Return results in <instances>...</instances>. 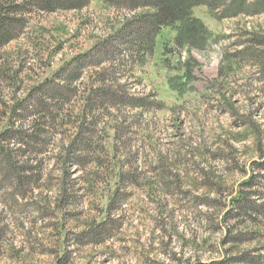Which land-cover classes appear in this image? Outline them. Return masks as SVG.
I'll return each instance as SVG.
<instances>
[{
    "label": "rangeland",
    "instance_id": "obj_1",
    "mask_svg": "<svg viewBox=\"0 0 264 264\" xmlns=\"http://www.w3.org/2000/svg\"><path fill=\"white\" fill-rule=\"evenodd\" d=\"M23 13L25 29L0 48V135L38 121L43 143L2 141L29 180L13 191L0 158V264H264V48L241 54L264 35V12L218 19L198 7L211 46L180 48L168 27L143 59L112 41L135 13L100 0ZM78 58L69 101L37 91L63 86L57 73ZM101 89L117 99L87 108ZM42 98L61 107L53 117Z\"/></svg>",
    "mask_w": 264,
    "mask_h": 264
},
{
    "label": "trees",
    "instance_id": "obj_2",
    "mask_svg": "<svg viewBox=\"0 0 264 264\" xmlns=\"http://www.w3.org/2000/svg\"><path fill=\"white\" fill-rule=\"evenodd\" d=\"M93 0H5L6 12H0V48L15 40L25 29L27 19L23 16L24 10H27L31 5L38 6L39 9L46 12H56L57 10H80L89 5ZM107 6L116 8L118 10L129 11L135 13L132 24L118 31L117 35L113 37L112 41L121 42L124 47H131L134 52L142 59L147 55L153 54L156 48V39L159 33L164 28H174L177 31V36L174 39L178 47H189L199 51H203L214 42L215 37L206 25L194 16V10L198 7H207L216 18L229 19L236 18L240 15H258L264 12V0H100ZM24 9V10H23ZM140 12V13H138ZM253 37L248 41L247 46L241 54H253L254 47L264 48V35H252ZM246 44V43H245ZM97 47V50H102L107 53L110 48V43ZM264 52V51H263ZM112 54V53H110ZM112 56V55H111ZM264 57V56H263ZM258 58V57H255ZM256 61V60H254ZM85 65V59L78 58L68 64L65 68L57 73L61 76L67 73L63 86H58L55 78L47 79L38 87L37 91L48 93L54 92V95L59 94L60 102L69 101V91L71 85L80 79L82 69ZM70 68V69H69ZM69 69V70H68ZM94 99H86L87 108H94L100 106L107 98H114L108 93V90L101 89L97 91ZM52 96L53 98L55 96ZM117 99V98H116ZM115 99V100H116ZM47 99L40 100V104L45 110L43 114L46 117H53V112L61 107H50ZM132 105L142 107L140 103H133ZM57 106V105H56ZM31 114V113H30ZM31 116V115H29ZM55 120V119H53ZM40 123V122H39ZM36 127L33 131L14 130L7 128L0 135V158L5 166L6 172L5 180L11 184L13 191L27 189V181L29 177L22 175V167L15 161L13 157V150L3 145L2 141L6 139L11 140L12 136L18 138L24 146L36 148L38 144L43 143L40 139L42 131H39L38 121H35ZM41 125V124H40ZM84 127V124H82ZM38 127V128H37ZM81 127V128H83ZM82 132V130H81ZM79 135L81 148L85 151L90 147L91 139L82 138ZM78 144L77 140L70 145L69 152ZM72 153V152H71ZM63 161V173L68 174L71 164L70 154L66 156ZM80 161L77 162V164ZM1 164V163H0ZM2 165V164H1ZM0 165V166H1ZM37 169V168H35ZM259 171L264 172V160L259 164ZM254 180V178L252 179ZM250 181V186L253 181ZM11 182V181H10ZM66 192V191H65ZM63 260H61L62 263Z\"/></svg>",
    "mask_w": 264,
    "mask_h": 264
}]
</instances>
